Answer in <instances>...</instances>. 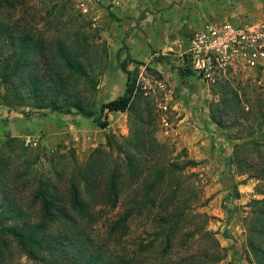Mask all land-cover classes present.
<instances>
[{
    "label": "rangeland",
    "instance_id": "rangeland-1",
    "mask_svg": "<svg viewBox=\"0 0 264 264\" xmlns=\"http://www.w3.org/2000/svg\"><path fill=\"white\" fill-rule=\"evenodd\" d=\"M140 1L161 3L145 22H139V0H33L25 12L17 7L14 20L20 18L23 28L57 39L75 55L81 54L90 77L76 78L73 87L92 111L100 112L101 105L126 93L124 61L129 63L137 106L108 113L109 126L103 129L94 118L37 109L34 101L32 107L20 106L0 83V172L6 173L0 175V191L3 177L8 176L16 195L32 208L35 187L46 180L67 187L72 170L85 166L97 150H109L114 159H123L115 144L110 150V140L128 138L139 130L133 120L142 98L151 106L155 124L151 130L170 148L169 159L182 166L193 162L180 177L184 189L176 203L196 201V212L210 216L206 228L215 233L226 257L220 263L206 258L209 242L188 238L187 224L168 246L157 234L153 215L132 218L128 235L112 239V248L124 257L135 254L132 264H259L264 259V181L255 174L264 165V67L219 68L215 81L208 84L180 69L174 50L208 20L241 25L264 19V0H176L171 6L162 0ZM145 77L152 80L148 91L143 89ZM52 114L66 118L63 133L74 132V140L67 134L63 143L49 141L48 129L58 130L45 122ZM93 134L102 139H89ZM27 139L33 140L29 146ZM237 158L244 161L242 172ZM190 182L201 188L202 200L192 198ZM134 194L126 189L118 207L106 214L103 227L96 226L102 234L127 211ZM5 219L0 211V228L14 224ZM217 252L208 253L217 256ZM21 262L31 264L26 257Z\"/></svg>",
    "mask_w": 264,
    "mask_h": 264
},
{
    "label": "trees",
    "instance_id": "trees-1",
    "mask_svg": "<svg viewBox=\"0 0 264 264\" xmlns=\"http://www.w3.org/2000/svg\"><path fill=\"white\" fill-rule=\"evenodd\" d=\"M29 1L33 0H0V83L14 101L25 107H32L30 101H34L37 109L94 118L103 129L109 126L108 113L136 109L135 85L127 61L121 66L127 76L123 96L101 105L100 112L92 111L77 96L73 84L76 78L90 77L88 67L68 44L26 30L20 18L14 20L17 7L25 12ZM147 14L144 12L139 20ZM142 105L146 106L140 109ZM135 114L133 123L139 130L128 138L110 140V150L115 144L123 159H114L109 150H97L85 166L72 170L67 187L53 180L35 187L32 198L36 204L32 208L16 195L8 176L3 177L0 211L14 224L0 228V264H22L23 257L31 264H132L135 254L134 258L120 255L111 240L128 235L132 218L150 215L158 221L157 234L168 246L187 224L188 238L195 240L198 236L209 242L206 258L212 257L216 263L224 260V249L215 233L206 228L210 216L196 212V201L176 203L184 189L180 177L193 162L182 166L169 159L170 148L155 137L156 130H151L155 124L147 100L140 98ZM236 165L239 172L244 170V161L239 159ZM255 177L264 181V165ZM188 184L192 198L202 200L201 188ZM126 189L135 193L131 204L102 234L96 226L106 222V214L118 207ZM210 249L217 250V256L209 254ZM259 264H264V259Z\"/></svg>",
    "mask_w": 264,
    "mask_h": 264
},
{
    "label": "built area",
    "instance_id": "built-area-1",
    "mask_svg": "<svg viewBox=\"0 0 264 264\" xmlns=\"http://www.w3.org/2000/svg\"><path fill=\"white\" fill-rule=\"evenodd\" d=\"M178 67L192 72L202 82H214L219 68L264 67V19L241 25L226 20H208L193 37L178 42L174 50ZM152 80L143 78V89H151ZM148 93V92H147ZM164 111L167 105H162ZM33 140L27 139L29 146Z\"/></svg>",
    "mask_w": 264,
    "mask_h": 264
},
{
    "label": "crops",
    "instance_id": "crops-1",
    "mask_svg": "<svg viewBox=\"0 0 264 264\" xmlns=\"http://www.w3.org/2000/svg\"><path fill=\"white\" fill-rule=\"evenodd\" d=\"M174 1H176V0H162V3L163 4H165V3H167L166 5H169V6H171V4L174 2ZM140 4H142V5H140ZM158 4H161V3H158V2H156V1H153V2H151V1H140L139 0V11H141V15L145 12V13H147L148 12V14H147V17L143 20V21H140L139 20V22H145L146 20H148V16H149V14L151 13V11H154V9H159L158 8ZM245 10H247L246 12H249V14H250V10L251 9H249V8H247V9H245ZM140 15V16H141ZM140 16H139V18H140ZM64 120H66V118L64 117V116H56L55 114H52V115H50V116H48V118H47V120L45 121V122H48L49 124H51L52 126H55V127H57L58 128V130H54L53 128L52 129H48V131H50L51 132V134H50V136H49V138H51V139H49V141H51V140H53L55 143H63L64 141H68V139H69V137L67 136V134H72L73 136H70L71 137V139L72 140H74V132H71V133H66V131L63 133V130H62V126H63V124H64ZM44 121L43 122H41V124H44L45 123ZM79 124V123H78ZM76 125V124H75ZM79 125H83L82 123L81 124H79ZM46 129V128H45ZM67 129V128H66ZM94 128L93 127H91L90 128V130L92 131ZM93 131H95V130H93ZM57 133V134H56ZM91 135H92V133H91ZM91 135H89V139H97L98 140V137H99V141H100V139H102V137H100V136H97V135H95V134H93V136H91ZM76 137V136H75ZM84 139V138H83ZM85 140H88V139H84V141ZM87 143V142H86ZM227 242V241H226ZM227 245H229L228 243H227Z\"/></svg>",
    "mask_w": 264,
    "mask_h": 264
}]
</instances>
